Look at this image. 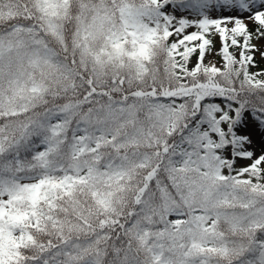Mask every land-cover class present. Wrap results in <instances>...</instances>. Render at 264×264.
<instances>
[{
    "label": "snow or ice",
    "instance_id": "obj_1",
    "mask_svg": "<svg viewBox=\"0 0 264 264\" xmlns=\"http://www.w3.org/2000/svg\"><path fill=\"white\" fill-rule=\"evenodd\" d=\"M259 42L264 0H0V264H264Z\"/></svg>",
    "mask_w": 264,
    "mask_h": 264
},
{
    "label": "rangeland",
    "instance_id": "obj_2",
    "mask_svg": "<svg viewBox=\"0 0 264 264\" xmlns=\"http://www.w3.org/2000/svg\"><path fill=\"white\" fill-rule=\"evenodd\" d=\"M186 31L190 33L191 31H195V29L189 28ZM253 43L257 44L258 42L254 40ZM214 45L215 46H214L212 54L211 55L206 54L205 63H213L217 67L223 68L224 61L222 57L219 54H217L218 50L220 49V42L218 39L214 41ZM258 46L261 48V51H264V42H259ZM234 51L238 53V50H234ZM252 54H254L258 58H261L260 52H256ZM261 69L262 71H264V59H262V62H261Z\"/></svg>",
    "mask_w": 264,
    "mask_h": 264
},
{
    "label": "trees",
    "instance_id": "obj_3",
    "mask_svg": "<svg viewBox=\"0 0 264 264\" xmlns=\"http://www.w3.org/2000/svg\"><path fill=\"white\" fill-rule=\"evenodd\" d=\"M233 49H230L232 51ZM260 60L255 57V67H251L249 70L253 73L261 72V69L259 67ZM163 71V65H161V72Z\"/></svg>",
    "mask_w": 264,
    "mask_h": 264
},
{
    "label": "bare ground",
    "instance_id": "obj_4",
    "mask_svg": "<svg viewBox=\"0 0 264 264\" xmlns=\"http://www.w3.org/2000/svg\"><path fill=\"white\" fill-rule=\"evenodd\" d=\"M206 64H208V63H206Z\"/></svg>",
    "mask_w": 264,
    "mask_h": 264
}]
</instances>
